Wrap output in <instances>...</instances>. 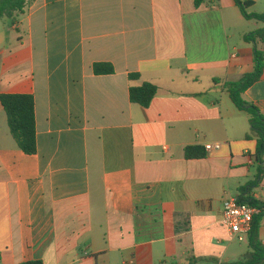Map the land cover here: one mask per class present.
<instances>
[{"label":"crops","instance_id":"1","mask_svg":"<svg viewBox=\"0 0 264 264\" xmlns=\"http://www.w3.org/2000/svg\"><path fill=\"white\" fill-rule=\"evenodd\" d=\"M195 1L34 0L17 23L0 20V96H33L37 132L26 155L0 101V264L247 258L223 203H264V171L244 193L259 175L257 140L224 84L253 72L244 36L264 26L235 0ZM242 1L258 12V0ZM96 64L115 72L97 75ZM145 83L159 89L148 109L130 100ZM243 98L264 114V73ZM259 236L264 245L263 222Z\"/></svg>","mask_w":264,"mask_h":264},{"label":"trees","instance_id":"2","mask_svg":"<svg viewBox=\"0 0 264 264\" xmlns=\"http://www.w3.org/2000/svg\"><path fill=\"white\" fill-rule=\"evenodd\" d=\"M34 0H0V20H9L13 24L25 13L28 3ZM206 0H196V7L201 6ZM237 7L246 20H254L264 24V13H248V10L254 6L251 1L235 0ZM244 41L253 46L254 70L247 74L236 83L227 82L224 89L229 93L234 105L249 116L251 134L249 139L256 138L257 149L255 153L256 163L258 164L257 180L250 183L244 189V193L251 192L258 187L261 182V176L264 171V114L255 105L244 100V93L259 82L264 73V28L251 32L244 36ZM95 74L110 75L114 74V68L110 64H96L94 66ZM131 79L139 76L131 75ZM158 87L151 83H145L140 87L130 89V100L148 109L158 94ZM1 104L7 115L10 133L15 140L19 150L26 155L33 156L37 154V132L35 118V101L30 95H1ZM207 153L202 147L192 146L185 149V157L188 160H197L206 158ZM243 203L258 205L260 202L252 198L241 197ZM263 218L255 220L253 230L248 237L249 255L243 261L233 264H264V245L260 240L259 230ZM22 264H44L42 261H29Z\"/></svg>","mask_w":264,"mask_h":264},{"label":"built area","instance_id":"3","mask_svg":"<svg viewBox=\"0 0 264 264\" xmlns=\"http://www.w3.org/2000/svg\"><path fill=\"white\" fill-rule=\"evenodd\" d=\"M221 144H208L207 153L220 151ZM262 217L264 223V203L251 205L237 198L230 197L223 203V225L228 230L230 238L240 243L246 242L253 230L255 220Z\"/></svg>","mask_w":264,"mask_h":264},{"label":"rangeland","instance_id":"4","mask_svg":"<svg viewBox=\"0 0 264 264\" xmlns=\"http://www.w3.org/2000/svg\"><path fill=\"white\" fill-rule=\"evenodd\" d=\"M256 10H258L257 13H264V1L262 0H258V6L256 8ZM249 11V10H248ZM1 21H5V22H9V20H1ZM253 24H258L260 28H262L264 25L263 23L261 22H252ZM233 250L237 251L238 250V254H241V253H245L246 251L249 250V246H248V242H243V243H240L238 241H234L233 242ZM233 254L230 253V257H233L232 256Z\"/></svg>","mask_w":264,"mask_h":264}]
</instances>
